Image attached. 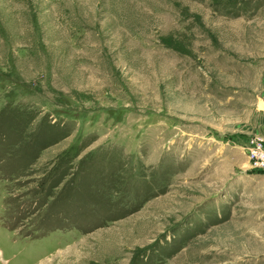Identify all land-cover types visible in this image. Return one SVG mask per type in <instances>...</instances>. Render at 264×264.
Here are the masks:
<instances>
[{
    "label": "rangeland",
    "instance_id": "374dc122",
    "mask_svg": "<svg viewBox=\"0 0 264 264\" xmlns=\"http://www.w3.org/2000/svg\"><path fill=\"white\" fill-rule=\"evenodd\" d=\"M254 137L264 0H0V264H264Z\"/></svg>",
    "mask_w": 264,
    "mask_h": 264
},
{
    "label": "built area",
    "instance_id": "2783aa9c",
    "mask_svg": "<svg viewBox=\"0 0 264 264\" xmlns=\"http://www.w3.org/2000/svg\"><path fill=\"white\" fill-rule=\"evenodd\" d=\"M246 151L252 167L264 170V138L254 137L250 139Z\"/></svg>",
    "mask_w": 264,
    "mask_h": 264
},
{
    "label": "trees",
    "instance_id": "16d2710c",
    "mask_svg": "<svg viewBox=\"0 0 264 264\" xmlns=\"http://www.w3.org/2000/svg\"><path fill=\"white\" fill-rule=\"evenodd\" d=\"M56 142V141H55ZM28 148L30 147V146H27ZM47 146H41L39 149H44V148H46ZM264 171V170H263Z\"/></svg>",
    "mask_w": 264,
    "mask_h": 264
}]
</instances>
